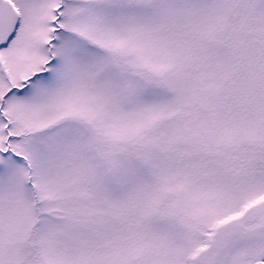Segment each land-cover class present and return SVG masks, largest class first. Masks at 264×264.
<instances>
[{
  "label": "snow or ice",
  "instance_id": "6c2138e0",
  "mask_svg": "<svg viewBox=\"0 0 264 264\" xmlns=\"http://www.w3.org/2000/svg\"><path fill=\"white\" fill-rule=\"evenodd\" d=\"M0 264H264V0H0Z\"/></svg>",
  "mask_w": 264,
  "mask_h": 264
}]
</instances>
